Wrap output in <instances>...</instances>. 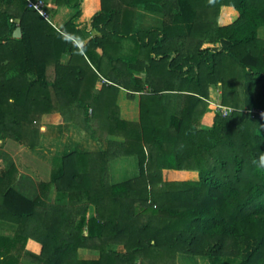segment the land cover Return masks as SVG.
Listing matches in <instances>:
<instances>
[{"label": "trees", "instance_id": "trees-1", "mask_svg": "<svg viewBox=\"0 0 264 264\" xmlns=\"http://www.w3.org/2000/svg\"><path fill=\"white\" fill-rule=\"evenodd\" d=\"M27 1L0 0V142L34 151L58 114L80 117L96 150L54 157L34 198L0 165V223L15 229L0 264H264V121L243 112L264 111V0H100L80 46L83 0H49L52 16L74 12L60 31ZM217 88L234 112L207 122ZM121 93L137 124L120 119ZM112 157L135 158L137 176L110 183Z\"/></svg>", "mask_w": 264, "mask_h": 264}, {"label": "rangeland", "instance_id": "rangeland-1", "mask_svg": "<svg viewBox=\"0 0 264 264\" xmlns=\"http://www.w3.org/2000/svg\"><path fill=\"white\" fill-rule=\"evenodd\" d=\"M46 3V8L48 7V1L44 0ZM102 81H99L96 84L95 89L98 90L101 88ZM101 85V86H100ZM122 96L119 97L120 105H118L119 115L120 119L126 122L137 124L139 121V108H127L125 109V102L129 101L127 98H125V95L121 93ZM221 94V88L217 89H211L210 90V97L214 101H219V97ZM134 103H136V99ZM121 101L124 102L121 104ZM129 103V102H127ZM137 107V104H136ZM207 111L204 113L203 119H205L207 122L210 121L214 116L215 113L207 106ZM93 117V115L91 116ZM80 121V117L76 118V120L72 123L65 121L61 116L54 115L50 117H43L41 118L38 127H39V135H40V145L36 150L30 151L27 149V147H23L18 145L17 143L5 140L0 142V165L4 166L5 168L9 169L11 166H14L16 169L17 174L19 177H21L20 180H16L15 182V189L18 190L21 194L29 197L34 198L39 194L40 192V185L41 183H46L52 173L53 168V158L54 157H60L61 154L64 151H72L75 147V143H83V140L86 139L87 133L84 132L81 128V133L79 132V126H82V124H78ZM98 123H100L98 119ZM97 120H93V127H100L101 124L98 126ZM63 124V125H62ZM73 125L75 127H78V130L70 128ZM56 126H60L59 128L64 127L62 130H55ZM74 127V128H75ZM53 128V129H52ZM73 132V133H72ZM100 133L103 137V134L105 133L104 130H100ZM106 136V135H105ZM84 138V139H83ZM107 139H110L114 143H121L123 140L121 138L117 137H110V135L107 137ZM102 145L104 147L107 146V141L104 139L101 140ZM79 145V144H76ZM80 146V145H79ZM95 147V146H94ZM96 150V147H95ZM114 160L110 162L109 167H113L115 170V167L118 163H125L127 162L128 167H131L130 170L125 171L120 179L123 178L121 181H127L130 180L135 174H136V159L133 157L128 158H122V157H112ZM113 169L111 168L109 170V178L108 181L110 183H116L118 180L113 173ZM130 173H133V176L130 175ZM17 175V176H18ZM18 179V177H17ZM118 182V181H117ZM0 226V233L12 236V233L14 232V228L11 226L3 225ZM2 228V229H1ZM6 228V229H5ZM23 257V255H21ZM78 257L81 260H94L98 256L94 252H90L87 250H81L78 254ZM210 262L207 259H187L185 257H177L175 264H209Z\"/></svg>", "mask_w": 264, "mask_h": 264}, {"label": "crops", "instance_id": "crops-1", "mask_svg": "<svg viewBox=\"0 0 264 264\" xmlns=\"http://www.w3.org/2000/svg\"><path fill=\"white\" fill-rule=\"evenodd\" d=\"M47 1H48V3L50 2L49 0H47ZM100 9H101V1L100 0H83L82 1L81 14H80V16L77 19L73 20V24L76 27H80L81 31L83 32V35H84L82 37H79V40H77L78 46L84 44L88 39H90L92 36H94V33L90 30V21H91V18L97 12L100 11ZM48 12H49V10H48ZM49 14H50V18L52 20V23L55 25V30L56 31H60L63 28V26L72 18L74 12H72L71 10L63 7V8H58V10L56 11V13L53 16L51 15L50 12H49ZM10 22H11V20H10ZM13 22L16 23V24L18 23L17 21H13ZM66 60L67 59L63 60V62H66ZM121 96H122V94H120L119 97H121ZM134 101L135 100H129V101H127L129 103L125 102V109L127 108V110H128V108L130 109V108L133 107L134 110H135V108H138V99H136V103H134ZM122 103H124V102L121 101V104ZM136 104H137V107H136ZM118 105H120V102L118 103ZM55 115H58V114H55ZM50 116H54V115H45L43 117H50ZM43 117H42V119H43ZM68 126H71L70 128H72V129L78 130V127H75L73 125H68ZM59 127L60 126H56V127H53V128H56L55 130H58V129L62 130L64 128V127H62V128H59ZM79 130H80L79 132L81 133V129L80 128H79ZM87 138L88 137H86V139L83 138L84 139L83 143L76 142L75 144H79L80 146H84V147H86L88 149L95 150L96 145L92 141L87 139ZM126 165H127V162H125V163H121L120 162V163H118L116 165V171H115V175H114L118 179L117 180L118 182L116 181V183H120V180H122L123 178L120 179L119 177H121V175L125 171H128V170L131 169V167H128ZM137 173H138V168H137V161H136V174L133 176V173H130V175L135 177V176H137ZM121 182H123V181H121ZM3 225L4 224L0 223V226H2V228H4ZM0 235L9 236V235L3 234L2 232L0 233Z\"/></svg>", "mask_w": 264, "mask_h": 264}, {"label": "built area", "instance_id": "built-area-1", "mask_svg": "<svg viewBox=\"0 0 264 264\" xmlns=\"http://www.w3.org/2000/svg\"><path fill=\"white\" fill-rule=\"evenodd\" d=\"M28 9H31L35 13H37L43 20L48 22L54 29L55 25L52 23L50 18V14L46 8V3L44 0H35V1H27ZM11 22H13L11 20ZM76 44V43H75ZM105 83L104 81H102ZM210 105V109L215 113L221 115V117L225 118L231 115L234 112L233 108L223 106L219 101H214L211 99L208 101ZM246 115L250 117L252 120L264 121V111L258 108H254L252 110H244L243 111Z\"/></svg>", "mask_w": 264, "mask_h": 264}, {"label": "water", "instance_id": "water-1", "mask_svg": "<svg viewBox=\"0 0 264 264\" xmlns=\"http://www.w3.org/2000/svg\"><path fill=\"white\" fill-rule=\"evenodd\" d=\"M20 35H21V31H20L19 28H17V29L14 31V33H13V37H14V38H19Z\"/></svg>", "mask_w": 264, "mask_h": 264}]
</instances>
